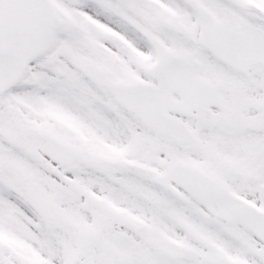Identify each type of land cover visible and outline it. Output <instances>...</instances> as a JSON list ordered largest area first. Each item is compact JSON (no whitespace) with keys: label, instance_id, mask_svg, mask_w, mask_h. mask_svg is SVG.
<instances>
[{"label":"snow or ice","instance_id":"obj_1","mask_svg":"<svg viewBox=\"0 0 264 264\" xmlns=\"http://www.w3.org/2000/svg\"><path fill=\"white\" fill-rule=\"evenodd\" d=\"M0 264H264V0H0Z\"/></svg>","mask_w":264,"mask_h":264}]
</instances>
